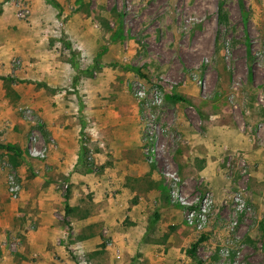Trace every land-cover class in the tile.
Instances as JSON below:
<instances>
[{"label": "rangeland", "instance_id": "obj_1", "mask_svg": "<svg viewBox=\"0 0 264 264\" xmlns=\"http://www.w3.org/2000/svg\"><path fill=\"white\" fill-rule=\"evenodd\" d=\"M27 42L35 44L40 56L50 50L56 62L69 63L71 73L67 75L65 70L55 86L30 82L31 64L21 54H14L0 60V77L6 78H0L3 88L12 94L15 89L20 93L65 90L73 94L63 98L69 101L66 105L72 117L89 105L86 96L91 93L90 107L97 108V115L84 114L79 141L83 165L98 180L112 156L105 144L109 121L131 124L124 131L133 132L138 144L132 154L156 171L162 205L173 214L166 217L159 212L164 223L171 221L168 227L164 225L163 236L172 235L179 248L180 257L171 264H196L187 249L201 236L204 240L196 248V256L203 264H264L260 231L264 178L258 180L253 174L256 167L245 152L230 144L237 143L243 133L254 148L264 152V128L259 126L264 123V109L257 104L264 91V0H0V51L8 56L7 48L17 44L21 48ZM33 73L43 74V70L39 67ZM18 92L11 98L12 116L26 124L25 152L45 160L57 146L46 133L42 116V105L48 99L21 98ZM96 140L104 142L97 146L103 158L94 155ZM209 144H219L220 154L207 177L200 154ZM34 147L45 150V156L31 154ZM240 157L248 167L245 174L240 172ZM0 161L8 196L17 200L22 192L17 169L8 152H0ZM167 172L175 173L191 196L212 194L202 231L189 226L184 208L171 201ZM10 173L20 185L17 198L7 189ZM55 182L56 192L64 200L68 194L69 200L70 181L61 178ZM150 183L154 182L141 176L128 178L125 184L141 191ZM118 191L113 186L109 193L114 198ZM239 191L245 207L235 213L231 197ZM65 210L57 216L61 223L67 222L69 207ZM155 211L157 208L151 216ZM125 221L130 222L129 218ZM30 228H36L33 220ZM0 233V262L44 264L40 253L30 252L24 234L12 231L11 225L0 226ZM54 245L69 260L91 264L87 261L90 247L76 238L72 226ZM223 246L229 249L225 258L219 255ZM99 248L112 249L117 256L122 252L107 230Z\"/></svg>", "mask_w": 264, "mask_h": 264}, {"label": "crops", "instance_id": "obj_2", "mask_svg": "<svg viewBox=\"0 0 264 264\" xmlns=\"http://www.w3.org/2000/svg\"><path fill=\"white\" fill-rule=\"evenodd\" d=\"M14 46V49H6L11 53L8 56L7 53L4 55L5 51H0V60L21 54L32 66V72L29 73L30 82L45 81L49 87L55 86L53 83L61 81L66 75L65 70L67 75L71 73L70 64L56 62L55 55L50 50H47L45 56H40V51L34 43L27 42L21 48L19 44ZM39 67L43 74L33 73L37 72ZM20 79L23 80V77ZM11 87L16 88L15 85ZM15 91L14 94L8 93L0 80V152L9 153L22 183L20 197L11 200L3 175L0 174V226L11 225L12 231L24 234L28 249L30 252L40 253L45 259L44 264H60L57 258L63 259L66 264H77L74 260H69L62 248L54 245L56 239L64 235L70 226L74 228L76 238L89 245L87 261L91 264H171L175 258L180 257L173 236H163L164 225L168 227L171 221L164 223L159 212H163L166 217L173 214L168 207L162 205L163 196L161 197L157 185L156 171L152 170L146 161L133 156L138 144L134 141L133 132L124 131L131 124L126 121H109L110 135L105 144L112 156L101 175V180H98L83 165L79 141L84 114L88 113L91 117L97 115V108L90 107L92 94L88 93L86 96V104L89 105L83 107L81 114L72 117V112L66 105L69 101L63 100L64 97L73 95L72 93L65 90L51 93L44 88L26 93H20L17 89ZM17 92L21 98L25 96L48 99L42 105V116L45 131L54 137L57 146L45 160L35 159L25 152L26 124L12 116L11 98L15 97ZM54 102L56 105H53ZM218 135L224 139L221 129H218ZM6 144L16 147L17 152L1 147ZM103 144L102 140L93 142L97 159L104 156L97 150V146H104ZM230 144L234 149L245 152L253 167H256L254 176L260 178L258 180L263 179V150L254 148L243 133L239 134L237 143ZM218 145H205L203 153L200 154L204 158L207 177L216 167L220 154ZM141 176L149 177L154 183L141 188V191H136L131 184H125L128 178ZM61 178L69 180L72 184V197L67 201L69 211L66 223H61L57 217L66 212L64 197L55 189V180ZM113 186L119 188L114 198L109 193ZM132 199H136L135 204H131ZM153 208L158 211L153 212L154 216H151ZM8 218L11 222H6ZM127 218L130 222L125 221ZM32 220L36 223L35 229L30 228ZM104 230L108 231L114 245L121 249L119 256L115 255L112 249L99 248ZM0 264L5 263L1 261Z\"/></svg>", "mask_w": 264, "mask_h": 264}, {"label": "built area", "instance_id": "obj_3", "mask_svg": "<svg viewBox=\"0 0 264 264\" xmlns=\"http://www.w3.org/2000/svg\"><path fill=\"white\" fill-rule=\"evenodd\" d=\"M264 109V91L259 94L258 103ZM261 128H264V123L259 125ZM151 151H153L151 149ZM31 154L43 157L45 156V150L37 149L36 147L32 148ZM240 172L245 174L248 170L247 164L244 158L239 159ZM3 162L0 161V167H3ZM8 182V192L12 196V198H17L20 192V185L15 179L13 173L7 175ZM166 176L169 180V197L173 203L181 205L185 211V220L186 223L194 228L196 231H202L208 221V214L212 207V194L207 192L203 195L196 194L190 195L186 190H184L182 184L180 183L179 177L175 173L167 172ZM231 202L233 203V208L235 213L240 212L245 207V200L243 198V193L241 191L235 193L233 197H231ZM219 255L222 258H225L229 255L228 247H221Z\"/></svg>", "mask_w": 264, "mask_h": 264}, {"label": "trees", "instance_id": "obj_4", "mask_svg": "<svg viewBox=\"0 0 264 264\" xmlns=\"http://www.w3.org/2000/svg\"><path fill=\"white\" fill-rule=\"evenodd\" d=\"M138 74H140L139 71H137ZM2 78V77H0ZM2 79H6V78H2ZM14 80V79H11ZM176 100L179 101H183L184 99L181 97H175ZM1 147L6 148L7 150H12L17 152L16 147H14L13 145L10 144H6V145H1ZM69 195L67 194L65 196V203H66V209H67V201H68ZM260 231H261V237L263 240V247H264V222L262 221L260 224ZM204 240V237L201 236L199 239H197L195 242H193L191 244V246L187 249V254L195 261L196 264H203V262L197 258L196 256V248L199 246V244Z\"/></svg>", "mask_w": 264, "mask_h": 264}]
</instances>
